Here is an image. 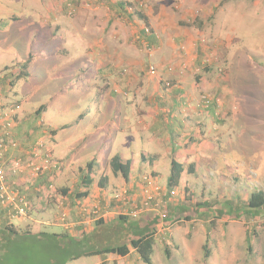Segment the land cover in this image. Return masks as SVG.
<instances>
[{
  "label": "rangeland",
  "instance_id": "obj_1",
  "mask_svg": "<svg viewBox=\"0 0 264 264\" xmlns=\"http://www.w3.org/2000/svg\"><path fill=\"white\" fill-rule=\"evenodd\" d=\"M160 25L171 34L169 41H164L157 30ZM141 31L157 36V46L165 50L164 55L172 53L168 62L158 64L152 58L151 46L145 43L144 48L137 43L140 40L134 36ZM29 56L34 60L26 70L27 76L13 80L18 64ZM177 89L179 92L174 93ZM105 97L116 100L115 112L110 107L106 111ZM138 97L157 100L158 105L148 106L146 114L160 111L161 117L182 118V111L191 110L210 115L212 122L209 126L202 123L195 133L188 128L190 134L182 139L183 150L167 158L162 155L159 168H152L153 163H148L151 156L145 155L146 162L135 166L139 169L135 187L115 181L107 163L93 172L94 185L77 182V174L82 177L86 173L85 165L69 174L66 164L73 162L71 155L63 158V163L43 140L38 141L40 152L47 151L57 168L40 176L26 168L29 153L36 145L29 139L42 135L46 125L58 128L72 125L77 119L78 124L56 134L88 132L97 117L116 113L131 116L133 105L126 107L125 100ZM174 97L180 106L170 109ZM202 99H208L210 106L204 108ZM6 105L8 114L11 106H18L13 108L12 128L5 137L13 139L17 147L8 150L0 164L20 158L27 170L14 190L18 189L25 199L21 194L24 177L27 183L45 174L53 179L52 187H44L35 200L25 199L26 217L14 218L13 222L18 231L76 233L77 228L68 219L69 206L58 201L64 197L60 190L77 194L90 188L101 197L94 204L81 201L78 205V214L83 217L80 221L90 222L83 228L94 227L89 234L79 231L88 236L87 245L103 248L123 244L136 232L133 224L142 223L147 216L149 220L142 224L159 219L153 230L151 264H264V212L254 219H215L211 214L205 220L184 217L191 212L197 216L204 211L205 203L216 202L224 209H228L227 202L232 203L236 211L253 192H264V0H0V108L7 109ZM41 105L45 108L39 123L34 113ZM187 113L183 119L189 117ZM20 125L26 141L13 138L14 128ZM188 125L194 127L192 122ZM173 135L170 141H178ZM21 148L19 155L11 152ZM144 149L138 147L139 152ZM138 155L129 157L141 164ZM85 156V148L79 147L77 159ZM171 158L184 169L178 186L169 190ZM105 176L109 180L103 187L100 182ZM143 177L154 181L158 195L153 197L151 208L131 218L116 196L138 195L135 200L140 202ZM159 201V205L165 203L167 217L163 220L159 215L162 208L154 206ZM198 203L202 205L195 209ZM120 216L127 222L120 221ZM100 220L103 224L98 225ZM42 242L37 248H43L39 258L45 263L36 264L58 260L61 245L57 241L55 245ZM205 244L208 257L204 255ZM35 248L34 244H26L18 250L30 254ZM131 251L120 263L144 264L134 260L136 252ZM87 258L75 264H91ZM108 263L116 261L112 258Z\"/></svg>",
  "mask_w": 264,
  "mask_h": 264
},
{
  "label": "crops",
  "instance_id": "obj_2",
  "mask_svg": "<svg viewBox=\"0 0 264 264\" xmlns=\"http://www.w3.org/2000/svg\"><path fill=\"white\" fill-rule=\"evenodd\" d=\"M167 25L169 26V24ZM164 28H165V25H160V27L157 30L160 32V35L164 41H169L171 39L170 38L171 34L165 31ZM134 37L140 40V42L138 41L137 43H139L141 47L143 46L144 48H146L147 46H145V43L151 46L150 49H153V50H150L151 53L153 54L152 58L158 60L156 61V62H159L158 64H163L165 62H168L171 59L172 53H170L169 56L168 55L166 56L164 55L165 50L157 46L159 42L157 41L158 39H157V36H155V34L145 35L143 31H141L139 32V35L134 36ZM172 56H175L174 53ZM182 81H184V79ZM194 84L195 82L193 83V85ZM155 91H157V88L155 89ZM178 92H179L178 89L174 91V93H178ZM104 99L107 100L106 111L109 110V107H110V110L112 109L113 112H115L116 100L115 99L108 100L107 97H105ZM125 101L127 102V103H124L126 107H128L129 104L133 105L134 111L131 116L122 115L121 117L120 116L121 113H116V116L115 114H112V115H104L101 117H97L96 118L97 121H93L92 123V129H88L89 133L83 132L78 135L76 133H71V134L66 133V135L56 134L58 130L64 131L66 129L71 128L73 124H78V122L76 121L77 119L76 120L74 119L76 122L73 120L72 125H62L58 128H55L53 125L48 124L46 125L47 127H45L42 130L43 132L42 135H39L38 137V135L35 134L31 136L30 139H29V136H26L27 140L28 139L33 140L32 143L34 141L35 143H38V141L43 140L44 143L46 142L48 146L50 147V149L53 150L54 155H56L58 159H61L63 163H65L63 158H67L69 155H71L70 157L73 162H70V163L68 162V164H66V169L68 168L67 170L69 171V174H72L73 172H76L79 169H83V166L87 162L92 161L93 166L91 169V174L93 176V172H95L97 168H99L100 170L106 163L110 168V164H109L110 159L114 155H119L123 162L129 161L130 163V173L128 176V181L125 182L123 178L121 177V175L119 174L114 175L112 173V175L115 177L113 178L115 181L119 183H121V181H124L128 185L131 184V186L135 187V185H137L136 183L137 182L136 181L137 172L139 171V169H135V166L142 165L146 162L145 155L151 156L148 163L149 164L153 163L152 168L154 167L159 168L160 164H158L159 163L158 160L162 158V155H163V158H167L168 154H173L175 152L183 150L181 146L184 145L185 140L182 141V139L185 136H188L190 134V133H187L188 128L189 130H191L189 132L195 133V131L199 129V126H201L202 123H203V126H209L210 123L212 122L209 119L210 115H206L205 113H203L204 115H206L204 116L201 114L194 113L191 110L182 111V113L184 114L187 112H188L187 114H189L188 115L189 117H186L184 119H183L184 114H182V118L179 117L180 119L178 117H173L172 115H164V117H161L163 115L162 113L160 114V111H158L154 115L148 114V113L146 114V112L149 111L148 106L152 105L153 107L154 104L158 105L157 100L154 97L147 98L146 100H142L140 97H138V98L133 99L132 101H129L128 99H126ZM160 102L164 103V101L162 100ZM170 103H171L169 107L170 109H175L180 106L179 101L175 97L172 99V102ZM118 104H119V101H118ZM159 105H162V104H159ZM154 107L155 109H157V106H154ZM168 112H171V111L168 110ZM79 118L83 119V117L81 116ZM189 119H191L190 122L194 124V127H189L188 125L190 123L188 122ZM37 120L40 123L43 119L39 117L37 118ZM21 130H22L21 125L14 128L13 138L16 137L17 139H22L26 141L24 137L21 136ZM26 134L27 132L25 131V135ZM172 135L175 139H179V140L176 142L170 141ZM46 137L50 138V140H45L47 139ZM0 139H1V135H0ZM20 143L21 145H25V142L22 143L21 141ZM139 146L145 147L146 149L141 150V152H139L138 151ZM79 147L85 148L86 156L82 158V160L77 159L76 157V152ZM189 149L191 150V148ZM11 152L13 154L19 155L22 152V148L19 152L17 150L11 151ZM133 153L139 154L138 158H141V164H136L135 163L136 161L133 162V160L130 159L129 155ZM171 160H174L179 163V161H177L174 158H171ZM77 175H78L77 182H82L81 175L80 174H77ZM48 176H49L48 174H45L42 177L35 179L32 183L31 182L27 183L28 179H26L27 177H24V182H22L21 184V188H22L21 194L23 193L22 195L25 197L27 201L31 202L32 200H35L36 197H39L38 194L42 191V189H44V187H48V189L52 187L53 179L52 177H48ZM102 180L100 183H102L104 187L105 183L109 179L108 177L105 176L102 178ZM109 183L112 184V180ZM90 185H94V181H92ZM64 190L66 191L65 194L63 193ZM81 191L87 192L88 193L87 196L83 198H74L75 194L72 193L73 191H68V189L66 190L65 188L61 189L60 193L64 197L61 200H58L62 202L61 204L65 203L66 206H69L67 210V212L71 216V219L68 218L69 222H73L75 228H77L76 233L70 232L69 234L73 237L77 236L79 238L81 237L80 236L81 234L79 231L81 229H83V231L86 230L83 228V226L90 225V222L88 224L87 223L85 224L84 220L80 221V219H82L83 217H82V214H78L80 213L79 208H78L79 203L81 201H88L90 204H94L95 199L101 197V195L94 194V191L90 192V188H85V189H82ZM53 198H56V195ZM103 200L104 198H102V201ZM102 205H103V202H101V206ZM40 206L38 205V207ZM29 218H25V220H28ZM146 218L147 216L145 218L143 217L141 222L142 223L147 222L149 219L146 220ZM13 219L14 217H11L10 215H8L6 210H4V208L0 206V223H7L10 225H13V222L15 221V219L14 220ZM19 220H22V219H19ZM57 226L59 228H62V226L58 223H57ZM93 230H94V227L90 226L88 230H86L85 232H87L86 234H89L88 231L93 232ZM131 253L132 251L130 250L129 253L124 257H119L113 254H108L104 256H92L87 259L92 260L91 264H109L108 262L111 261L112 258H114V260L116 261L115 264H121L120 261L125 262L126 258H128L131 255ZM83 258L85 257H81L77 260L69 262V264H75L78 261L82 260ZM134 260H140L136 253L134 256Z\"/></svg>",
  "mask_w": 264,
  "mask_h": 264
},
{
  "label": "trees",
  "instance_id": "obj_3",
  "mask_svg": "<svg viewBox=\"0 0 264 264\" xmlns=\"http://www.w3.org/2000/svg\"><path fill=\"white\" fill-rule=\"evenodd\" d=\"M222 2V1H221ZM32 56H29L22 64H18V72L14 75L13 80H20V78L26 77L27 72L30 64L33 62L34 59H32ZM10 82V81H9ZM11 85L14 84V81L10 82ZM45 105H41L36 111L35 115L39 117V115L44 111ZM13 140V139H9ZM0 141H3L5 143L8 142V140H5L3 137H1ZM7 157V154L5 153L3 157H0V159ZM110 168L114 175H121L123 180L125 182L128 181V176L130 173V163L129 161L123 162L119 155H114L110 159ZM93 166V162L89 161L85 164L84 170L86 173H84L81 177V183L83 185H90L92 182V175H91V169ZM183 166L174 161H170L169 166V173L167 176V188L171 190L174 187L178 186V182L180 180V176L183 172ZM83 171V170H82ZM190 172H192V169H190ZM102 185V183H100ZM63 193L65 194L66 191L64 190ZM87 192H78L75 194L74 198H83L87 196ZM202 204L198 203L196 204V208L198 209ZM228 209H224L222 206H219L218 203L214 202L212 205L205 203L203 204L204 211L198 213L197 216H195L192 212L188 215L184 216L186 219L201 217L202 219H206L208 215H212L215 219H222L226 218L228 220H237V219H243L245 218H252L254 219L258 215H261L264 212V192L262 191H256L253 192L249 199L245 202H240V205L237 207L236 211L232 207V203H226ZM194 209V210H195ZM193 210V209H191ZM193 210V211H194ZM167 217V215H166ZM180 217V216H179ZM183 217V216H182ZM119 220L122 222H127V218L120 216ZM172 219L170 220V223H172ZM103 221H98L97 224L101 225ZM159 219L154 220L150 225L140 224L137 223L133 224L135 225L134 229H136V232L132 234V236L129 238V240L123 244L117 245V246H107L103 248L95 247L92 245H87L85 233L81 231V237L76 238L71 236L70 234L64 232V233H47V232H38V233H32V232H20L18 231L13 225L7 224V223H0V264H36V263H45L42 258L40 259V255L42 254L43 248H37V245H39V242H44L45 244H53V242L57 241L60 246V250L57 256V259L55 262L51 264H67L69 262H72L74 260H77L81 257H92V256H104L108 254H113L119 257L126 256L129 251L135 250L136 254L138 255L139 259L144 264H151V254L153 251V244L155 241V238L153 236V230L154 227L158 224ZM140 225V226H139ZM132 232V231H131ZM51 243H48V242ZM42 242V243H43ZM247 242H249V239H247ZM26 244L36 245V248L33 250L32 253L28 254L27 251H19L18 248H20L22 245L26 246ZM58 244V245H59ZM207 244L204 245V249L206 250ZM59 248V246H58ZM250 251V248L248 249ZM205 257H208V251L206 250L204 253ZM38 259L36 262L35 260ZM46 264H48L46 262Z\"/></svg>",
  "mask_w": 264,
  "mask_h": 264
},
{
  "label": "built area",
  "instance_id": "obj_4",
  "mask_svg": "<svg viewBox=\"0 0 264 264\" xmlns=\"http://www.w3.org/2000/svg\"><path fill=\"white\" fill-rule=\"evenodd\" d=\"M151 73H154L153 69H151ZM203 107L210 106V102L208 99H202ZM7 109H2V114L0 115V131L1 137L5 139L10 133V129L12 128L13 122V108L17 109L18 106H11V113L8 114L5 111ZM12 121V122H11ZM17 147V143L15 141H8L7 143L0 141V157L4 155L8 150H13ZM42 146L39 143L32 148L29 153V160L27 161L26 168L31 171L32 175L40 176L45 172L50 171L51 169H56L57 165L52 162L50 154L45 152H40ZM22 159H13L9 161L8 164H0V206L6 210L8 215L14 218H23L26 217L28 212V206L26 200L21 198L18 193V189L15 191L14 189L18 186V179L20 176L24 175L27 171L23 167ZM15 179V181H13ZM142 195L143 198L140 202L135 200L137 198L136 195L130 197H124L122 194L116 196L117 201L121 203V206L125 208V212L131 218H136L143 210H147L151 208V202L154 199L155 195H158V187H156L154 181L149 177L142 178ZM161 201L156 203L154 206H160L161 213H159L160 218L163 220L166 218V210L165 203L163 205ZM94 212V213H93ZM93 214H96L97 211H93Z\"/></svg>",
  "mask_w": 264,
  "mask_h": 264
}]
</instances>
